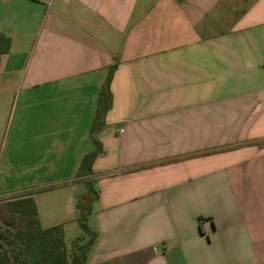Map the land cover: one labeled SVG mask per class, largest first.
Returning a JSON list of instances; mask_svg holds the SVG:
<instances>
[{"label": "crops", "instance_id": "1", "mask_svg": "<svg viewBox=\"0 0 264 264\" xmlns=\"http://www.w3.org/2000/svg\"><path fill=\"white\" fill-rule=\"evenodd\" d=\"M0 33V199L69 245L99 148L85 264H264V0H0Z\"/></svg>", "mask_w": 264, "mask_h": 264}, {"label": "trees", "instance_id": "2", "mask_svg": "<svg viewBox=\"0 0 264 264\" xmlns=\"http://www.w3.org/2000/svg\"><path fill=\"white\" fill-rule=\"evenodd\" d=\"M10 39L0 33V55L7 52ZM116 63L107 70L97 96L92 130L98 131L111 105L110 82ZM96 144L97 140L93 139ZM100 152L97 148L86 153L80 161L76 177L82 180L85 191L77 196L78 223L83 234L69 245L59 225L42 227L33 198L29 194L0 199V264H85L95 234L90 232L86 219L97 197L91 164ZM84 239V240H83Z\"/></svg>", "mask_w": 264, "mask_h": 264}]
</instances>
